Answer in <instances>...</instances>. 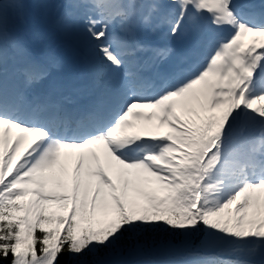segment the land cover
Returning <instances> with one entry per match:
<instances>
[{
	"label": "snow or ice",
	"instance_id": "obj_1",
	"mask_svg": "<svg viewBox=\"0 0 264 264\" xmlns=\"http://www.w3.org/2000/svg\"><path fill=\"white\" fill-rule=\"evenodd\" d=\"M26 7L0 0V264H264V0H62L80 85Z\"/></svg>",
	"mask_w": 264,
	"mask_h": 264
},
{
	"label": "rangeland",
	"instance_id": "obj_2",
	"mask_svg": "<svg viewBox=\"0 0 264 264\" xmlns=\"http://www.w3.org/2000/svg\"><path fill=\"white\" fill-rule=\"evenodd\" d=\"M37 2H39L41 4L43 3L45 5L44 7H42L44 11L50 9V7H53V14H54V18H55V16L57 15V13L60 10V6H61V3H62V0H37ZM79 13L80 12L78 11V14ZM30 21H31V18H30L29 15H27L26 16V23L24 25H22V26L23 27L26 26V25L29 26L31 24ZM75 24H80L78 15H77V19L72 20V21H69V23H68V25H75ZM21 33H23V32H21ZM81 48L83 50H85L86 52L83 54V53L80 52L79 49H77L76 51L74 50V51H72V52L69 53V55H71L70 56V59L73 62L76 61L77 63H81V65H86V66H89V67L93 68L92 61H91V57L89 55V51H88L87 44L86 43H82L81 44ZM165 250H167V249H165ZM160 253L163 254V252H160Z\"/></svg>",
	"mask_w": 264,
	"mask_h": 264
},
{
	"label": "trees",
	"instance_id": "obj_3",
	"mask_svg": "<svg viewBox=\"0 0 264 264\" xmlns=\"http://www.w3.org/2000/svg\"><path fill=\"white\" fill-rule=\"evenodd\" d=\"M170 250H168V251H164V250H162V252H163V254L164 255H161L162 253H160L161 251H158V252H156V253H154L153 255H151V256H148V257H145V258H147V259H153V260H161V261H163L165 258H162V256H166V255H169V254H171L172 252H175V251H183L182 249H175L174 251H170ZM184 252V251H183ZM62 259H66V257H62ZM167 261V260H166ZM4 264H6V262H4Z\"/></svg>",
	"mask_w": 264,
	"mask_h": 264
}]
</instances>
